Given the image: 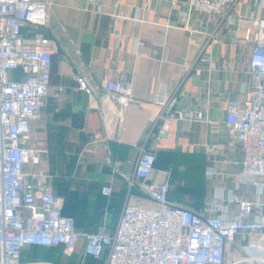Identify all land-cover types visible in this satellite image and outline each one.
I'll use <instances>...</instances> for the list:
<instances>
[{
  "label": "crops",
  "instance_id": "crops-1",
  "mask_svg": "<svg viewBox=\"0 0 264 264\" xmlns=\"http://www.w3.org/2000/svg\"><path fill=\"white\" fill-rule=\"evenodd\" d=\"M49 1L43 31L58 50L49 94L27 123L26 143L40 159L24 167L26 189L61 194L62 214L74 220L77 231L112 234L129 200L154 206L133 175L140 153L152 146L156 163L149 182L167 183L171 204L202 216L217 205L231 216L237 211L229 204L232 193L264 201L250 185L235 190L242 151L224 124L227 100L248 98L253 86L248 73L252 44L232 42L233 32L243 34L244 21L253 28L264 6L233 0L217 20L190 12L187 0H119L116 8L113 0H103L100 14L86 0ZM204 56L210 57L211 69L201 61ZM76 75L86 81L88 93L78 89ZM109 79L131 85L127 106L104 94L103 82ZM158 94L168 107L155 104ZM188 111L201 112L203 120L169 123L155 145L154 126L143 137L155 112ZM107 157L123 161L118 171L106 164ZM103 186L111 187V195L101 194ZM85 243L80 239L70 253L62 245L26 247L21 260L105 264L106 252L87 256ZM240 243L234 238L228 244L231 256L239 254Z\"/></svg>",
  "mask_w": 264,
  "mask_h": 264
},
{
  "label": "built area",
  "instance_id": "built-area-1",
  "mask_svg": "<svg viewBox=\"0 0 264 264\" xmlns=\"http://www.w3.org/2000/svg\"><path fill=\"white\" fill-rule=\"evenodd\" d=\"M102 1L86 0V4L100 14ZM231 1L187 0V7L218 20ZM255 2L264 6V0ZM118 3L113 0L115 8ZM49 5V0H0V264H27L21 252L30 246L62 245L70 253L80 239L87 242L85 255L99 257L106 252L105 264H264V201L232 193L229 204L236 205L237 211L231 216L217 205L202 216L171 204L168 184L149 182L156 162L147 151L140 153L133 175L141 180V189L154 206H126L112 234L77 231L74 220L62 214L61 194L26 189L24 167L40 159V152L26 143L27 123L38 116L49 94L53 56L58 50L43 31ZM252 22L255 30L244 21L243 34L238 29L231 38L252 44L248 62L252 93L245 99L227 100L224 124L242 151L235 190L250 185L256 195H264V16ZM201 61L211 69L209 56ZM74 80L79 90L89 92L82 77L76 75ZM102 87L117 104L127 106L130 84L109 79ZM61 92L62 87L58 88ZM157 96L155 104L168 107L162 94ZM179 120L201 121L203 114L157 116L154 129ZM207 150L212 151L211 147ZM105 162L118 171L123 161L107 157ZM111 192L110 186L101 188L102 195ZM234 238L241 242V255L236 257L227 250Z\"/></svg>",
  "mask_w": 264,
  "mask_h": 264
},
{
  "label": "water",
  "instance_id": "water-1",
  "mask_svg": "<svg viewBox=\"0 0 264 264\" xmlns=\"http://www.w3.org/2000/svg\"><path fill=\"white\" fill-rule=\"evenodd\" d=\"M155 113H156V114H154L155 117L152 119V121H150L147 124V126L145 128V133H144V136L143 137L146 136L148 130H151L150 129L151 126L153 127L155 125V122L154 121H155L156 117L159 116V113L158 114H157V112H155ZM166 128L167 127L164 124H161L160 127L154 132V134H153V140H152V145L157 144L161 140V138L167 133L168 130ZM151 147L152 146H150V148H148V150H145V151H147L149 153H153V150H152ZM128 205H131V206H139L138 204H135L131 200H129V204Z\"/></svg>",
  "mask_w": 264,
  "mask_h": 264
},
{
  "label": "rangeland",
  "instance_id": "rangeland-1",
  "mask_svg": "<svg viewBox=\"0 0 264 264\" xmlns=\"http://www.w3.org/2000/svg\"><path fill=\"white\" fill-rule=\"evenodd\" d=\"M241 254L239 253V256H240Z\"/></svg>",
  "mask_w": 264,
  "mask_h": 264
}]
</instances>
